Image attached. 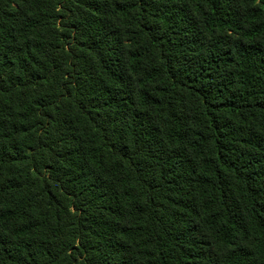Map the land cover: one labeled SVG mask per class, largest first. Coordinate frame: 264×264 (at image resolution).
I'll return each instance as SVG.
<instances>
[{
    "label": "trees",
    "instance_id": "trees-1",
    "mask_svg": "<svg viewBox=\"0 0 264 264\" xmlns=\"http://www.w3.org/2000/svg\"><path fill=\"white\" fill-rule=\"evenodd\" d=\"M0 264H264V0H0Z\"/></svg>",
    "mask_w": 264,
    "mask_h": 264
}]
</instances>
